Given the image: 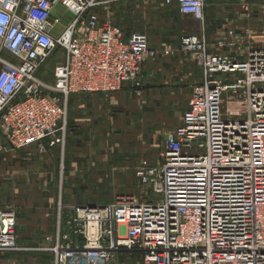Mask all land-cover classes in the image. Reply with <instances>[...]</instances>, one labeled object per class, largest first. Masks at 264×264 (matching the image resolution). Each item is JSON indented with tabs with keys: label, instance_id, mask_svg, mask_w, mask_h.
<instances>
[{
	"label": "built area",
	"instance_id": "obj_1",
	"mask_svg": "<svg viewBox=\"0 0 264 264\" xmlns=\"http://www.w3.org/2000/svg\"><path fill=\"white\" fill-rule=\"evenodd\" d=\"M166 2L204 21V0ZM100 4L0 0V129L10 147L63 144L68 96L139 82L147 55L158 54L146 32L102 22ZM180 45L202 77L160 164L135 170L150 192L77 206V240L48 249L54 264H126L130 255L140 264H264V45L233 51L219 39L228 51L214 52L197 35ZM55 53L62 60L46 82L40 71ZM15 228V213L0 212V252L29 249Z\"/></svg>",
	"mask_w": 264,
	"mask_h": 264
},
{
	"label": "rangeland",
	"instance_id": "obj_2",
	"mask_svg": "<svg viewBox=\"0 0 264 264\" xmlns=\"http://www.w3.org/2000/svg\"><path fill=\"white\" fill-rule=\"evenodd\" d=\"M58 10L61 9L56 8L54 13ZM97 12L102 22H110L125 31H143L156 40L165 42L166 46L160 50L151 47L158 54L147 55V61L153 59L167 69L173 67L178 57L186 58L192 65L193 72L202 77L201 70L196 68L191 55L182 51L180 44L183 36H200L206 31L208 34L209 28L206 30L205 21H193L180 14L175 5L166 0H101ZM65 13L61 18L63 25L72 17L70 12ZM229 31L236 32L234 28ZM174 45H178V48ZM166 50L169 52L166 53ZM177 53L185 55H176ZM61 60V55H50L43 64L40 77L46 82H52L53 68ZM169 72H173L172 69ZM162 75L161 71L154 73L151 85L143 80L142 75L139 82L116 91L123 93L125 97L122 95L120 98H113L111 93L102 94L100 102L93 104L94 107L102 108L101 117L96 112L90 115L101 119V141H98L101 145L96 147V151H101V156L104 155L105 159L91 168L79 158V154L86 150L84 146L72 147L75 141L68 138L73 130L71 121L74 110L70 103L73 95L66 100L67 133L63 144L49 145L44 141L42 145L15 149L8 145L0 129V212L15 213V234L20 243H41L51 248L58 239H72L75 242L79 226L70 221L76 218L77 206L110 202L116 195L124 193L137 195L150 192V188L139 183L135 170L144 160H149L153 165L160 164L164 141L177 127L185 109V101L176 100L177 96L172 93L174 91H170L171 94L163 93L171 95L170 102L163 105L159 103L169 98L151 101V98L157 97L156 94H151V90L157 89L153 85L162 83ZM91 105L88 101V108ZM43 210L48 215L47 221L37 218L34 221L35 227L31 230L29 219ZM70 227H73L72 230ZM31 250L29 248L17 252H24L25 259L33 261L37 257ZM8 252L17 255L14 251ZM48 253L40 257L46 264L51 258L50 251ZM126 264H140V259L136 255H130Z\"/></svg>",
	"mask_w": 264,
	"mask_h": 264
},
{
	"label": "crops",
	"instance_id": "obj_3",
	"mask_svg": "<svg viewBox=\"0 0 264 264\" xmlns=\"http://www.w3.org/2000/svg\"><path fill=\"white\" fill-rule=\"evenodd\" d=\"M204 17V25L206 30L209 28V31L207 34V31L205 30V34L203 33V35L200 36L204 37L207 41L211 51H228L227 48L220 49L216 46V41L219 39L233 41L236 44L235 47L231 49L233 51H244V49L250 44L259 46L264 45V0H204ZM232 28H234L236 32L229 31ZM239 29L241 31H238ZM148 39L150 47H154L157 50L166 46L164 44L165 42L156 40L152 36L148 35ZM174 47L178 48V45H174ZM176 55L185 54L177 53ZM7 57L11 58L8 54ZM196 68L200 71L198 67ZM171 69L173 72L170 73L169 71ZM157 71L163 73L161 76L162 83H156L153 85V87H157V89L154 91L151 90V94L154 93L157 97L151 98V101L155 102L157 100L156 98H163V100L169 98L159 103H162L161 105H163L165 102H170V91H174L172 93L177 96L176 100L185 101L186 109L193 87L201 80V77L193 72L190 62L186 58L178 57L175 63H173V67L165 69L162 64L159 65L155 63L153 59L146 60L143 69V80H147L149 85L153 84L151 80L154 78L153 74L157 73ZM159 87H162V89H159ZM163 93L170 94L164 95ZM102 94L103 93L91 95L72 94L73 96H71L70 99L74 113L71 121L73 130L69 133L68 138L75 141L73 142L72 147L84 146L86 150L79 154V158L90 168L95 164H101L105 159L104 155L101 156V151H96V147L101 145V142L98 143V141H101V119H95V116L90 115V113L96 112L97 114L99 113V116L101 117V106L97 108L96 106L94 107L93 104L100 102L99 100H101ZM110 95L113 98H120L123 93L113 92ZM123 97H125V95H123ZM88 101L89 103H92L90 108L87 106ZM182 115L179 123L182 119ZM47 199L50 200L51 198ZM47 217L48 215L44 210L39 214H33L28 221L31 227L30 229L33 230L35 227L34 221H36L37 218H42L44 222ZM57 241H60L61 243L66 242L58 239L55 243H57ZM17 242L23 247L32 248L31 251H34L37 258L30 261V259H25L24 252H17V255L10 252H0V264H46L40 260V257L49 254L48 249L50 247L43 244L41 245V243L24 245L23 243H20L18 239ZM50 257L48 264H54L52 253Z\"/></svg>",
	"mask_w": 264,
	"mask_h": 264
}]
</instances>
